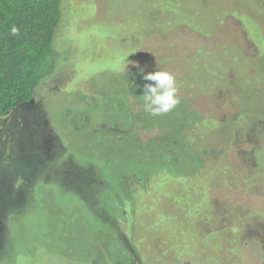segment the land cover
Instances as JSON below:
<instances>
[{
    "label": "rangeland",
    "instance_id": "rangeland-1",
    "mask_svg": "<svg viewBox=\"0 0 264 264\" xmlns=\"http://www.w3.org/2000/svg\"><path fill=\"white\" fill-rule=\"evenodd\" d=\"M61 13L62 61L0 117V264H264V0Z\"/></svg>",
    "mask_w": 264,
    "mask_h": 264
},
{
    "label": "trees",
    "instance_id": "trees-1",
    "mask_svg": "<svg viewBox=\"0 0 264 264\" xmlns=\"http://www.w3.org/2000/svg\"><path fill=\"white\" fill-rule=\"evenodd\" d=\"M61 15V0H0V117L30 102L62 61L54 39Z\"/></svg>",
    "mask_w": 264,
    "mask_h": 264
},
{
    "label": "clouds",
    "instance_id": "clouds-1",
    "mask_svg": "<svg viewBox=\"0 0 264 264\" xmlns=\"http://www.w3.org/2000/svg\"><path fill=\"white\" fill-rule=\"evenodd\" d=\"M12 35L18 34L16 26H12ZM148 82L143 85V95L140 96L143 101V107L146 113L152 116H160L172 111L180 100L177 96L178 88L176 78L168 71H155L143 76Z\"/></svg>",
    "mask_w": 264,
    "mask_h": 264
}]
</instances>
